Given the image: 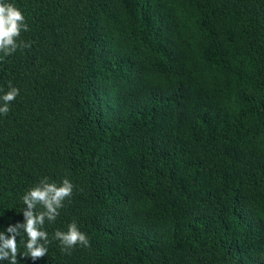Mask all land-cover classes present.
Returning <instances> with one entry per match:
<instances>
[{
	"label": "trees",
	"instance_id": "16d2710c",
	"mask_svg": "<svg viewBox=\"0 0 264 264\" xmlns=\"http://www.w3.org/2000/svg\"><path fill=\"white\" fill-rule=\"evenodd\" d=\"M4 2L30 46L0 52V231L74 186L19 264H264V0Z\"/></svg>",
	"mask_w": 264,
	"mask_h": 264
},
{
	"label": "clouds",
	"instance_id": "9594fccd",
	"mask_svg": "<svg viewBox=\"0 0 264 264\" xmlns=\"http://www.w3.org/2000/svg\"><path fill=\"white\" fill-rule=\"evenodd\" d=\"M28 25L20 9L12 3H5L0 0V52L10 55L18 47H29L24 42L17 43L21 31H27ZM19 95V89L9 84L7 91L0 100V113L9 112V103L14 101ZM73 184L65 178L59 185L56 182H49L45 177L37 185L33 186L23 195V203L27 207L22 210L24 216L23 223L9 225L4 231H0V261H7L8 264H19L18 256L31 258L33 261L47 255L46 245L50 242L48 233L43 230L45 221L54 222L60 214L59 209L63 207V202L71 197ZM41 210L37 211V207ZM24 233L27 237L23 246L25 252L18 251V237ZM59 240L62 250H70L77 245L88 246L87 235L81 232L75 222L69 224L67 231L57 230L53 236Z\"/></svg>",
	"mask_w": 264,
	"mask_h": 264
}]
</instances>
